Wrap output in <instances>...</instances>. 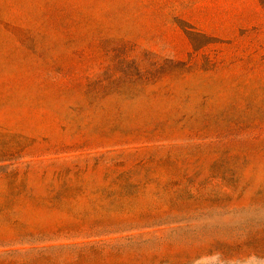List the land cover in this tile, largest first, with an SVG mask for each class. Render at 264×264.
<instances>
[{
  "label": "rangeland",
  "instance_id": "rangeland-1",
  "mask_svg": "<svg viewBox=\"0 0 264 264\" xmlns=\"http://www.w3.org/2000/svg\"><path fill=\"white\" fill-rule=\"evenodd\" d=\"M0 264H264L260 0H0Z\"/></svg>",
  "mask_w": 264,
  "mask_h": 264
},
{
  "label": "trees",
  "instance_id": "trees-1",
  "mask_svg": "<svg viewBox=\"0 0 264 264\" xmlns=\"http://www.w3.org/2000/svg\"><path fill=\"white\" fill-rule=\"evenodd\" d=\"M260 2L262 3V5H264V0H260Z\"/></svg>",
  "mask_w": 264,
  "mask_h": 264
}]
</instances>
